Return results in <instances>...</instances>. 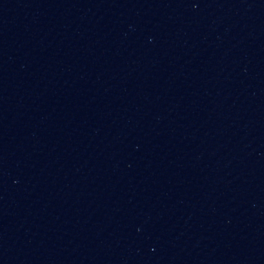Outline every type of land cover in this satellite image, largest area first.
Instances as JSON below:
<instances>
[{
    "label": "water",
    "instance_id": "obj_1",
    "mask_svg": "<svg viewBox=\"0 0 264 264\" xmlns=\"http://www.w3.org/2000/svg\"><path fill=\"white\" fill-rule=\"evenodd\" d=\"M0 264H264V0H0Z\"/></svg>",
    "mask_w": 264,
    "mask_h": 264
}]
</instances>
